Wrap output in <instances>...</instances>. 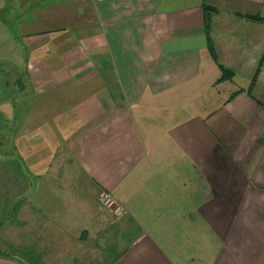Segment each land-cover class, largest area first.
<instances>
[{"label":"crops","instance_id":"1","mask_svg":"<svg viewBox=\"0 0 264 264\" xmlns=\"http://www.w3.org/2000/svg\"><path fill=\"white\" fill-rule=\"evenodd\" d=\"M243 15L264 0H0V264H264Z\"/></svg>","mask_w":264,"mask_h":264},{"label":"trees","instance_id":"2","mask_svg":"<svg viewBox=\"0 0 264 264\" xmlns=\"http://www.w3.org/2000/svg\"><path fill=\"white\" fill-rule=\"evenodd\" d=\"M205 12H206V20H207V23L209 24V19H210V15L212 14L213 9L209 8V7H205ZM239 15H242V14H239ZM245 17H247L248 19H252V20H258V21H263L264 19L260 18L259 16H254V15H243ZM264 63V54L261 58V62H260V67L258 68V70L256 71V77L258 76L259 74V71H260V68L262 66V64ZM222 68V78H221V81L225 80L226 78H230L233 76V72L231 70H228L226 68H224L223 66H221ZM255 77V78H256Z\"/></svg>","mask_w":264,"mask_h":264},{"label":"built area","instance_id":"3","mask_svg":"<svg viewBox=\"0 0 264 264\" xmlns=\"http://www.w3.org/2000/svg\"><path fill=\"white\" fill-rule=\"evenodd\" d=\"M102 202L110 207V208H115L116 209V212L119 213L121 212V208L118 207V205L116 204V201L115 199L113 198V196L111 194H105L102 198Z\"/></svg>","mask_w":264,"mask_h":264}]
</instances>
